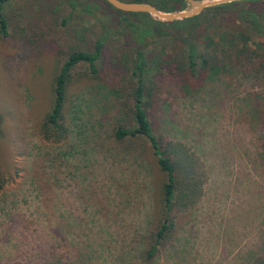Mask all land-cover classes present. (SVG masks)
Listing matches in <instances>:
<instances>
[{
	"label": "rangeland",
	"instance_id": "374dc122",
	"mask_svg": "<svg viewBox=\"0 0 264 264\" xmlns=\"http://www.w3.org/2000/svg\"><path fill=\"white\" fill-rule=\"evenodd\" d=\"M250 6L203 9L188 22L201 33L196 51L205 47V33L211 39L204 51L211 66L198 83L197 61L187 81L174 68L178 39L162 49V67L147 74L145 86L155 95L154 135L194 155L202 181L193 205L174 219L171 242L181 249L161 251L167 264H253L264 258V3L256 24L244 19ZM1 13L0 264H53L50 252L70 257L85 235L114 254L126 238L122 232L145 225L148 214L153 218L162 179L148 143L111 135L113 127L132 124L129 69L136 44L122 22L113 23L127 15L100 0H6ZM236 32L250 40L235 57L241 43L229 47L224 41ZM97 38L101 79L89 76L71 86L64 112L70 133L62 143L45 141L39 125L52 75L68 53L91 51ZM151 38L145 37L148 46ZM72 72L87 73L88 67L78 63ZM125 241L130 250L135 246Z\"/></svg>",
	"mask_w": 264,
	"mask_h": 264
},
{
	"label": "trees",
	"instance_id": "16d2710c",
	"mask_svg": "<svg viewBox=\"0 0 264 264\" xmlns=\"http://www.w3.org/2000/svg\"><path fill=\"white\" fill-rule=\"evenodd\" d=\"M6 0H0V35L6 34L5 18L1 13V6ZM104 6L118 12L121 15L138 17V24L128 20L125 16L114 20L113 23H123L124 28L130 30L129 36L136 44L133 54L134 62L129 69L130 78L133 83L130 87L131 107L128 115L132 121L129 127L116 126L111 129V135L116 139H140L147 147V153L151 158V164L158 173L161 174V181L154 193V209L153 218L148 214L143 224H134L129 226V233H121L122 239L133 240V247H130L125 240L119 244L116 253L108 254V245L105 246L99 240L89 238L85 235L84 241L72 248V255L64 257L60 252L55 254L50 252L53 264H167L168 261H161V251H169L176 253L180 251L181 245L172 243L171 239L175 237V217L178 213L193 205L201 192V183L198 177L196 168V158L189 153L183 145L178 143L172 144L165 141L164 138L156 137L153 133V111L155 105V95L147 90L145 86L147 74L149 71H158L164 61L162 58V49L171 47L175 39L181 41V47L174 53L171 60L176 61L174 68L182 73V80L190 78L193 67L196 61L199 63L198 70L195 73L196 78L194 83H198L204 76V72L210 68V59L205 56L204 51L209 46L210 36L204 34L202 51H196V43L200 41L201 33L194 32L197 23L189 24L196 15L180 20L163 22L153 19L147 13L140 12H123L110 6L104 0H100ZM134 2H147L154 5L159 10L172 11L182 9L186 5L185 0H123ZM251 4L249 10L244 14V19L254 21L253 24L259 23L261 13H258L259 5L264 3V0H242ZM232 1L220 5H215L210 8L231 6L239 3ZM72 6V4H70ZM205 8V9H207ZM256 21V22H255ZM176 25L183 28L182 32L168 34L160 30V26ZM112 27V23H111ZM121 34H125L123 29H117ZM195 33V38L194 34ZM145 37H152L150 46L145 41ZM226 37V36H225ZM249 35L243 32H236L228 36L224 43L230 47L236 41L240 42L242 47L235 49L234 55L246 52L247 41ZM102 39L97 38L93 41L92 50H77L71 51L64 58L60 66L55 70V74L51 77V95L49 97L48 107L43 113L42 120L39 125V133L45 141L50 143L64 142L69 133L70 128L65 121V105L69 99L68 93L71 86L78 83L88 81L90 77L100 80L101 76L96 73V61L100 54ZM156 46L160 49L157 50ZM260 42L255 43L254 47L259 48ZM209 48V47H208ZM249 53L247 58L254 56ZM149 56V57H148ZM173 58V59H172ZM78 63H85L88 67V72H72V68ZM90 76V77H89ZM146 87V88H145ZM145 147V148H146ZM3 181V180H2ZM0 181V188L2 185ZM150 216V217H149ZM150 218V219H149ZM153 223L150 225V223ZM60 228V227H59ZM97 232H101L97 229ZM62 233V230H60ZM109 234V233H108ZM54 236V235H53ZM176 238V237H175ZM174 238V239H175ZM52 241H57L51 237ZM173 239V240H174ZM52 246V244L50 243ZM169 248H166V246ZM55 246V245H54ZM66 247V246H65ZM132 252V253H131ZM107 255V257H106ZM253 264H264V258L258 259Z\"/></svg>",
	"mask_w": 264,
	"mask_h": 264
},
{
	"label": "water",
	"instance_id": "95a60500",
	"mask_svg": "<svg viewBox=\"0 0 264 264\" xmlns=\"http://www.w3.org/2000/svg\"><path fill=\"white\" fill-rule=\"evenodd\" d=\"M113 8L123 12L147 13L153 19L170 22L197 15L203 9L239 0H185L186 5L182 9L163 11L147 2H134L123 0H104Z\"/></svg>",
	"mask_w": 264,
	"mask_h": 264
}]
</instances>
